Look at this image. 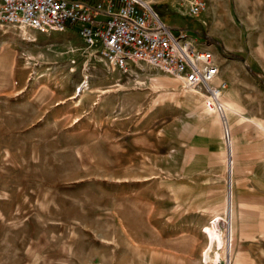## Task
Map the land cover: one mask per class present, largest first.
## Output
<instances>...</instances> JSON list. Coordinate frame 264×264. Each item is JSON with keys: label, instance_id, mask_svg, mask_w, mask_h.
<instances>
[{"label": "rangeland", "instance_id": "obj_1", "mask_svg": "<svg viewBox=\"0 0 264 264\" xmlns=\"http://www.w3.org/2000/svg\"><path fill=\"white\" fill-rule=\"evenodd\" d=\"M207 2L154 8L215 53L220 113L112 69L80 23L0 29V264H229L235 156L264 158V0Z\"/></svg>", "mask_w": 264, "mask_h": 264}, {"label": "built area", "instance_id": "obj_2", "mask_svg": "<svg viewBox=\"0 0 264 264\" xmlns=\"http://www.w3.org/2000/svg\"><path fill=\"white\" fill-rule=\"evenodd\" d=\"M164 3L193 18L208 7L207 0H0V29L29 26L49 33L80 23L86 43L112 69L130 73L134 66L149 65L201 90L205 108L222 112L225 82L215 53L200 48L185 28L168 25L154 8Z\"/></svg>", "mask_w": 264, "mask_h": 264}, {"label": "crops", "instance_id": "obj_3", "mask_svg": "<svg viewBox=\"0 0 264 264\" xmlns=\"http://www.w3.org/2000/svg\"><path fill=\"white\" fill-rule=\"evenodd\" d=\"M165 4L173 6V3ZM173 10L179 14L175 8ZM174 28L184 27L179 24ZM233 177L229 264H264V158L235 156ZM204 227L202 224L198 229L202 232ZM201 236L193 251L199 257L206 244L203 234Z\"/></svg>", "mask_w": 264, "mask_h": 264}, {"label": "bare ground", "instance_id": "obj_4", "mask_svg": "<svg viewBox=\"0 0 264 264\" xmlns=\"http://www.w3.org/2000/svg\"><path fill=\"white\" fill-rule=\"evenodd\" d=\"M230 168L231 167H229V171H228V183H229V181H230V186H229V190L231 191V185H232V171L230 172ZM232 192V191H231Z\"/></svg>", "mask_w": 264, "mask_h": 264}, {"label": "trees", "instance_id": "obj_5", "mask_svg": "<svg viewBox=\"0 0 264 264\" xmlns=\"http://www.w3.org/2000/svg\"><path fill=\"white\" fill-rule=\"evenodd\" d=\"M162 16V15H161Z\"/></svg>", "mask_w": 264, "mask_h": 264}]
</instances>
